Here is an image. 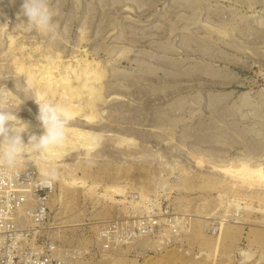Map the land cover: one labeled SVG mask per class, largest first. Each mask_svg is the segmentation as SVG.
<instances>
[{
	"label": "rangeland",
	"instance_id": "obj_1",
	"mask_svg": "<svg viewBox=\"0 0 264 264\" xmlns=\"http://www.w3.org/2000/svg\"><path fill=\"white\" fill-rule=\"evenodd\" d=\"M22 3L0 0L4 107L35 128V98L70 110L28 73L57 54L105 73L96 108L67 112L70 150L16 167L56 170L46 227L68 264H264V184L222 169L264 167V0H48L52 37Z\"/></svg>",
	"mask_w": 264,
	"mask_h": 264
},
{
	"label": "built area",
	"instance_id": "obj_2",
	"mask_svg": "<svg viewBox=\"0 0 264 264\" xmlns=\"http://www.w3.org/2000/svg\"><path fill=\"white\" fill-rule=\"evenodd\" d=\"M0 164V264H68V249L47 230L54 186L20 181Z\"/></svg>",
	"mask_w": 264,
	"mask_h": 264
},
{
	"label": "clouds",
	"instance_id": "obj_3",
	"mask_svg": "<svg viewBox=\"0 0 264 264\" xmlns=\"http://www.w3.org/2000/svg\"><path fill=\"white\" fill-rule=\"evenodd\" d=\"M54 15L48 0H23L18 19L23 16L26 21L21 20L19 25H22L26 33L35 32L52 37L55 35ZM3 98L4 93L0 91V164L5 169H15L21 160H26L30 154L29 149L45 156L50 149L63 145L69 117L61 108L46 99L35 98L39 106L37 120L43 133L30 134L25 143L23 134L27 132L28 125L17 117V110L3 106ZM21 124L24 126L22 129L19 127ZM55 178L56 170L53 168L43 180L51 184Z\"/></svg>",
	"mask_w": 264,
	"mask_h": 264
},
{
	"label": "bare ground",
	"instance_id": "obj_4",
	"mask_svg": "<svg viewBox=\"0 0 264 264\" xmlns=\"http://www.w3.org/2000/svg\"><path fill=\"white\" fill-rule=\"evenodd\" d=\"M20 7L18 9H20ZM34 54H35V52H34ZM57 55H58L57 56L58 58L56 60L49 58V59H47L46 63H42V64L36 63L35 66L33 64L34 67L33 68L29 67L30 69H28L30 72L27 71L26 66H21V68L25 67V70L28 73L39 72V77L37 80H35L36 83L37 82L43 83L45 85L46 90H48V93L50 92L51 95L52 94L56 95L55 93L57 92V90L58 91L60 90V89H58V87L62 86L61 87L62 93L60 95H62L63 102L65 103V105L67 104L68 107H71L72 109H74L76 111L77 110L80 111V110H83L85 108H88V110L89 109L94 110L96 108V106L98 105L97 102H98L99 97L101 99V93H102L101 85L104 83V74H105V73H103V71L100 70L101 68H99V63L94 64V63L88 62L86 60V61H84L83 64L81 63L80 68H77V67L75 68L73 66V64L71 65L70 63H68L67 65H63V61L60 58L62 56H60L59 54H57ZM36 59H37V57H36ZM31 65H32V63H31ZM70 73H74V77H72ZM31 76H32V74H31ZM32 79H31V81H32ZM39 91H40V89H39ZM43 92H45V91H43ZM43 92L41 94H44ZM45 93H47V92H45ZM85 93H88V95L86 96ZM83 94H85V96ZM60 95L58 94L59 98H60ZM44 96H45V94H44ZM46 98H47V94H46ZM42 99H43V97H42ZM47 101L49 102V100H47ZM68 107L66 109H68ZM71 108H70V110H71ZM70 110H68V111H70ZM67 112L65 111L67 116L73 117L75 115L72 111H71L72 113H70V112L67 113ZM86 117H87V119H89V121H91L94 118V116H92V115H87ZM27 121H29V120H27ZM24 123H26L28 125L27 132L23 134V138L25 140V143L27 142L28 136L30 134L35 133L36 135H41L43 133V128L41 126L37 127V125H36L37 128H35V126L31 122L30 123L24 122ZM19 127L22 129L24 126L21 124ZM83 132H84V130H83ZM83 134L88 135V132H84ZM93 136H95V135H93ZM84 138H86V137H84ZM89 138H90V135H89ZM91 139H92V137H91ZM66 140L67 139H65L64 142H66ZM89 141L90 140H88V142ZM82 142H83V140H82ZM70 145H71V143H70ZM70 145L67 143L66 144L63 143L62 146L55 148L54 150L50 149L48 152V158L51 159V158L59 157L60 153H62V152L67 153V151L70 150L69 149ZM53 151H55V152H53ZM222 169L224 170V173L226 172L225 174H229L232 177H237L240 182L247 183V184L248 183L258 184V185L264 184L263 183L264 182V167L254 168L246 162H240L236 165L231 164L230 166L222 167ZM77 180L78 179H75V181L70 182V184H76ZM117 192L123 193L124 190L118 188Z\"/></svg>",
	"mask_w": 264,
	"mask_h": 264
}]
</instances>
